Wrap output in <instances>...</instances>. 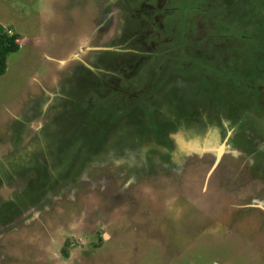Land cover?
<instances>
[{
	"label": "rangeland",
	"instance_id": "obj_1",
	"mask_svg": "<svg viewBox=\"0 0 264 264\" xmlns=\"http://www.w3.org/2000/svg\"><path fill=\"white\" fill-rule=\"evenodd\" d=\"M128 1L127 4V0H78V2L75 0L74 3L81 7H76L75 4L73 7L74 54L67 59L64 57L66 59L64 64L56 69L54 61L45 56L54 53L53 48L47 45V41L50 40V35L54 36L58 32L54 27H49L48 21H44V15L47 13L45 5L48 0H0V22L4 25L2 33H8V35L16 33L19 36L17 39L19 48L17 51L9 53L6 70L0 76V160L4 159L8 164L10 161L13 162L12 159H15L17 155L24 157L29 154L36 165L39 164L42 169L54 171L61 161V156L56 152V146H61L66 142L71 135L73 125L74 138L71 140L75 147L74 152L70 153L72 169L68 173L73 176L70 178H74V184L72 183L68 187L64 183L57 184L55 191H47V184L39 185L41 191H46V199L49 200L47 202L49 205L43 211L49 208H58L60 201L62 204L70 200V204H74V206H70L74 208V213L68 208L69 211H65L66 213L60 216L65 217L64 220H58L61 227L59 236L56 235V237L61 236V238L54 240L53 232L42 233L41 229L33 228L32 231L30 229L33 234L28 229H23L28 221L26 217H29V213L34 215V212L39 209H29L26 217L18 215L14 221L17 209L13 211L15 213L2 214L0 216V232L6 229V225L1 222L7 217L13 218L11 219L12 224L16 227L13 231L1 232L0 264H264V209L252 206L258 195H260L259 198L264 197V191L257 192V189L255 191V185L261 190H264V187L261 188L258 182L250 186L240 181L243 172L246 175L245 180H264L263 158L258 165L259 168L254 169L252 166L254 158L244 157L243 159L246 161L241 166L242 169L238 170L237 164L227 163L232 152V148L227 147L218 168L223 171L227 166L233 172L226 171L225 175H222L221 170L219 173L215 171L212 179L214 182H219L220 185L213 186L214 182L208 183L207 190L205 189L206 191L202 193L191 190V188L186 189L187 194L185 195H189L186 197L182 195V189L180 187L178 189L177 182L170 183L172 173H168V171H156L140 178L134 175V170H130L136 167L135 162L138 157L133 143L137 144L141 139L139 138L140 132L136 130L137 124L135 125L131 117L132 108L126 109L121 114L116 111L115 115H112L114 117L105 109L104 112L114 118L112 120L109 118L106 121V130H100L99 127L88 124L91 122L90 118L95 119L97 114H93L94 105L88 103L86 93L91 91L92 96V93L98 92L97 87L98 89L102 88L95 83L97 79L91 77L89 69L95 70L103 78L101 71L105 72V67L113 60L119 59L121 56L134 59L136 52L138 53L140 50L145 51L146 56L143 58L137 54L140 57L138 56L139 60L137 59L138 63L134 73H139L141 68H145L143 66L148 59V54L153 53V50H158L160 57L158 56L157 60L160 62V58L167 60V56L173 53L176 57L181 48L189 45L184 43L187 41V37L184 36V27L181 26L180 18L184 22L194 21L197 18L195 14L198 13L196 11L199 9L200 14L205 13V17L208 14L207 7L212 2V0H163V6H166L167 3L172 4V11L165 9L163 13L166 25L171 27L168 29L154 24V20L157 21L158 18L154 13L150 14V23H147L148 17L142 21L147 16L141 10L145 9L143 7L145 3L152 4L153 2L156 6L159 1L142 0L141 2L140 0V4H138L139 0ZM215 1L218 3V8L222 7L225 13L230 8L236 10L238 15L236 21L239 22H232L230 26L227 24L232 32L230 37L226 35L219 37L216 34L212 35L209 31V28L215 27L214 21L205 25L208 23V19L197 20V25H200L202 32L199 37L192 36L190 41L198 43L195 44L197 46L195 48L199 50L193 48L192 52L190 50H186L187 52L184 50V52L193 55L198 50L196 53L200 61H204L208 57L206 49L203 47L212 49L215 40L224 46L225 39H228L230 43L233 40L231 35L241 29L248 38L255 41L262 37L264 32V29H261L264 26V21H262V18L264 19V0H260L263 5L258 16L252 14L251 11L248 14L244 11L245 7L255 5V0ZM108 3L115 7L109 12L106 22L98 19L94 23L98 8H102L104 4ZM54 4L57 5L56 0ZM66 4L73 6V0H65L63 5ZM83 4L90 5L91 9L84 10ZM240 6H243L244 9H240L239 12L237 10ZM131 9L136 11L132 12ZM215 16L222 15L216 14ZM204 25L206 27L209 25V27L205 29ZM35 36L40 37V39L38 37L36 39L40 42L39 44H31L30 38ZM69 46L70 44L65 47ZM115 51L121 52L115 54ZM175 57L171 60H175ZM171 60L168 61L166 72L170 75L164 77V68L161 73L158 72L161 78L164 77L162 83L152 91L150 90L149 93H145L143 96L141 90L145 87L141 88L142 84L131 85V82L123 84L121 90L123 96H132V99H128L129 101L140 94L143 96V100L148 97L146 102L153 106L151 111L153 119L155 121L158 115L160 123H164L171 116L170 114H176L175 102L176 105L185 109L181 113L190 111L191 120L183 118L177 122V129H181L182 132H178L176 128H170L169 131L165 127L159 129V137L171 138L176 148L185 151V147L189 146V139L183 129L186 122L201 120V117L209 116L210 121L214 118V121L217 122L225 120L228 109L224 107L229 102H218L214 108L207 104L209 100H206L202 93L187 91L194 84L192 81L196 78L195 68L198 66L194 64L191 68L192 62L187 60L186 62L182 61L184 67L173 68ZM50 66L52 69L49 68ZM81 66L85 68L84 74L75 76V70ZM161 66L164 67V65ZM231 67L233 69V66ZM148 69L154 72V70ZM38 71L45 73L47 76L45 79L50 83L48 85H53L52 89L55 90L51 92V96L47 95L46 97L44 96L45 92L42 91L38 99L30 102L34 110H30L29 107L30 114L26 113L29 116L34 113L35 116L33 119L31 118L33 122H30V125L33 126L30 128L27 122L31 119L26 118L25 115V117L21 116L20 120H16L14 117L6 115L9 112L5 114L4 107L8 104L23 103L22 98L28 94V90L31 91L34 87L42 90ZM250 72L254 75L255 80L257 79L258 85L256 86L257 92H250L248 99L253 97L255 103L248 102L240 111L242 110L243 115L257 126V122L264 124V65L259 62V59L255 63L249 62L245 74ZM156 75L155 78H157ZM137 76V78L142 77L140 74ZM103 81L107 82L104 78ZM99 84L103 86V82H99ZM37 93L32 92L33 95ZM55 94H61L67 99L70 97L74 99V119L68 123L69 126L55 125L53 127L52 122H45L50 118L53 119L52 111L60 106L58 105L60 102L54 98ZM83 97L87 99L82 101ZM98 98H101L99 94ZM51 102H54V107H51ZM142 102L141 100L140 103ZM231 102L242 106L241 100ZM231 102L230 105H233ZM124 103L128 104L125 99ZM83 105L84 108H82ZM24 108L20 111H23ZM213 108L214 112L211 113ZM143 109L144 113L148 111L142 106L140 108L141 115ZM20 111L18 109L16 113L18 114ZM38 111L39 113H37ZM67 111L70 112L71 109L69 108ZM252 114L255 115L254 119L249 117ZM88 115L89 117H87ZM182 121L185 123L184 125H182ZM42 122L50 125L47 127L48 130L43 129L45 132L39 126ZM110 124L112 127L109 129ZM114 124L115 127H113ZM247 128L248 124L244 123L241 131ZM77 129L80 130L79 134H77ZM246 134H250L248 130L245 133L246 140L256 141L259 139L255 134L250 136H246ZM206 135H204L205 139L202 141L197 139L196 143L190 146L200 149L204 145H209ZM218 136L221 138L219 133ZM152 138L151 134H147L143 140L141 148L144 152L146 147L150 146L149 142ZM160 142L161 139L157 141L158 144ZM128 144H131L132 149ZM205 147L209 148V146ZM255 147L256 150H263L264 140H259ZM69 151H71L70 148ZM118 151L125 153L117 156L113 154ZM101 152L106 153L105 155L111 154L108 158L111 159L112 156L113 159L108 161L92 159ZM5 157H8L10 161L5 160ZM246 158L250 160L247 162ZM2 165L4 170V165ZM86 165L88 167L84 168ZM203 166L202 164V170L205 168ZM37 179H39V174L31 171L16 173L14 171L5 172V170L3 172L0 169V211L5 207L7 212H11L10 209H13L11 200L15 201L18 198L17 193L27 188V185L33 186ZM100 180L109 182V187L113 185L115 191L120 186L130 197L115 200L113 192L107 189L108 187L105 188L107 192L101 190ZM209 187H215L213 193L209 191ZM63 189L66 190L62 192ZM54 199L55 203L52 204ZM84 201L87 202L88 207H91L84 206ZM60 211L64 210L60 209ZM39 213L36 212L35 216L29 219L32 223L31 226L36 224L42 226L45 222L46 229L50 230L48 218L50 215L46 211L43 215H38ZM57 214L60 215L59 212ZM72 214L74 215L72 218H67ZM62 222L70 223L61 225ZM27 230L29 233L26 234ZM66 230L67 236L63 235ZM25 235L26 237H24ZM57 239L59 240L57 241ZM7 243H11L13 246L9 248ZM62 243L68 248L61 247ZM31 245L33 249L37 245L38 250L31 251L32 248L29 250ZM26 248L28 252L25 250ZM64 249L69 250L67 256L64 254ZM31 256L32 258H30Z\"/></svg>",
	"mask_w": 264,
	"mask_h": 264
},
{
	"label": "flooded vegetation",
	"instance_id": "obj_2",
	"mask_svg": "<svg viewBox=\"0 0 264 264\" xmlns=\"http://www.w3.org/2000/svg\"><path fill=\"white\" fill-rule=\"evenodd\" d=\"M76 1L78 2V0H76ZM157 1H159V4L156 6H154V4H151L148 2L145 3V5L143 7H145L146 10L145 9H141V10H143V12L145 14H147V16H145L142 21H144L148 17L147 23H150L151 22V20H150L151 15L150 14L154 13V15L158 16L157 21L154 20V24L159 25L160 27H163V28L164 27L168 28L170 26L166 25L164 15H163L164 10L166 9L162 5L163 0H157ZM128 3H129V1L127 0V4ZM74 4L76 5V7H81V5H78L76 3H74ZM124 4H126V3L124 2ZM83 5H82V7H83ZM114 7H113V4L108 3V4H104L102 8H98L99 9L98 14L94 17V23L98 19L104 20L106 22V18L109 17V12ZM134 9H131V11L132 12L136 11ZM131 17H134V16L131 15ZM126 21L127 20H125V23H127ZM159 44H158V46H159ZM151 48H152V44H151ZM120 52L121 51H115V54H119ZM122 54H124V53H122ZM137 54H140V56L143 58L146 56L145 51L140 50L138 53L136 52V56L134 59H133V57L121 56L119 59H115L109 65H107L105 67L106 71L105 72L101 71L103 74V78L105 80H107V82L103 81V78L100 77L98 72H96L95 70L89 69V71L92 74L91 77L92 78L94 77L97 79V80H95V83H97L100 87H102L99 89L97 87V91H98L97 93L99 94V96L101 98L92 97L91 91L86 93V96H87L88 101H89V102L88 101L87 102L94 105L93 114L94 113L97 114V117L95 119H92V117L90 116L91 122H89L88 124L95 126V127H99L100 130H103V129L106 130V127H107L106 121L109 118H111V120L114 119V118H112V117H114L112 115L116 111L118 112V114H121V113H124L126 111V109L132 108L131 117L133 119V122H135V125L137 124L136 130L140 132L139 138H141V139H139L141 143L140 142L137 144L133 143L134 148L137 151L135 153H137V155H138L137 160L135 162L136 167L130 169V170H134V175H136L137 177H140V178H144L146 175L153 174L156 171H168V173H172V179H171L170 183L174 184L172 181L177 182L178 183V189L180 187V189H182V191H183V194L179 190H177V191H179V193L182 194L183 196L188 197L189 195H185V194H187V192L185 191L186 189L191 188V190H196L198 192L200 191L202 193V192L207 190V188L205 187L207 180H208V183L214 182V180L212 179L213 178L212 175L215 173V171H218V173L220 172L219 170L222 171V169L218 168V165L220 164V162L223 159L224 152L222 154V158H221L220 162H218L219 164L217 163L218 165L216 166L214 171L212 170V168L214 167L216 160H217L218 151L222 146H223V148H222L223 151L227 147L232 148V152L230 154L231 158H229V160H227V163L231 162L232 164L233 163L237 164L238 170L242 169L241 166L246 161L243 158L244 157H250V156L252 158H254V162L253 163L251 162L252 166H254V169L259 168L258 165H259L261 159L263 158V160H264V149L261 151L256 150L257 148L255 146L257 145V142L259 140H264V124L261 122L260 123L257 122V126H256L254 123H251L248 120V118L243 115L242 110L240 111L241 108H235V109H231V110L228 109L227 118H225V120H221L219 122L214 121L215 118L210 121V119H209L210 116L209 117H201L202 118L201 120L198 119L197 121L192 120V122H186L187 124H185L182 121L181 122L182 125L185 124L183 126L185 135H187V137L189 139V141H188L189 146L185 147L186 152L181 151L178 148H176L171 138L169 139L166 137H159V134H160L159 129H161V127H165L167 131H169L170 128H172V129L176 128L177 129L178 128L177 122L179 121V119H182V120H183V118L190 119V117H189L190 111L181 113V111H183L185 109H183V107L181 108L178 105H176V102H175L174 110L176 111V114L175 115L170 114L171 116L164 123H162V122L160 123L158 121V115L156 116V119L154 121V119H153L154 116H152V112H151V110L153 108H151L150 111L149 110L146 111L145 113H144V109H143V113L141 115L142 111L140 110V108L142 106H144L147 109L146 104H148L146 102V99L148 97L143 100V96L145 95V93H149L150 90L152 91L155 87H158L159 84L162 83V79L164 77H166L167 75H170V74H166L168 67H167V69H165L163 66H160V61L157 60V57L159 56L158 50H153V53L148 54V59L146 60L144 66H143L145 68H143V69L141 68L139 73L136 72L137 75L140 74L143 77V79H144V76H147L146 80H144L145 84L141 83L142 85L140 86L141 88L145 87V88H142V90H141V94L143 96L140 94L139 96H136V98L133 99L134 102L132 100L128 104L124 103V98H126V97L123 96V91L121 90V86L123 84H129L128 82H131V85H135V83H137V80H138V82L140 80H142V77L137 78L138 76L136 75V73H134V70L136 68V64L138 63V60H139L138 59L139 55H137ZM173 55L174 54L167 56V60L163 59V58H160V59H163V62H165V61L168 62L169 60H171L173 58L172 57ZM168 64H169V62H168ZM154 65L159 67L158 69L161 68V70H157V69L153 68ZM97 66H99V65H97ZM148 68H150V69L153 68L152 70H154V72H151ZM163 68H164L165 72L163 73L164 77L161 78V75L159 73H161V71H163ZM84 72H85V68L81 66L80 68H77L75 70L74 75L80 76V75H83ZM155 72L156 73L159 72V73L156 75ZM155 75H156L157 80L159 82L150 81L152 78L155 77ZM99 82H103V86L101 84H99ZM104 92L108 93V94L103 96V94H105ZM54 98L58 102H60L58 104L60 106L54 111L48 109L49 111L53 112V119L50 118V120H46L45 122H52L51 124H54L53 127H55V125L69 126L68 123L70 121H72V119H74V114H73V112H74V99L71 97H70V99L64 98V97H62L61 94H55ZM87 98L83 97L82 101L86 100ZM139 99H141L143 102L140 103L141 100L138 101ZM85 102H84V104H86ZM138 104H139L140 108H139ZM54 105H55L54 102H51V107H54ZM210 106H214V108H215V104L210 105ZM76 107H78V106H76ZM84 107L85 106L83 105L82 108H84ZM69 108L71 109L70 112L67 111ZM214 108L211 109V113L214 112ZM105 109L108 110V112L111 114L112 117H109L107 115V113L104 112ZM133 109H134V111H133ZM137 114H139L140 116H138ZM216 114H218V113H216ZM211 115H213V114H211ZM87 117H89V115ZM218 118H220L219 114H218ZM27 123H29V127L32 128V125H30V121ZM244 123L248 124V128L244 131H241V128L244 125ZM258 124H259V126H258ZM49 126L50 125L43 124V122H42L40 128L42 131H44V130H48L47 127H49ZM110 127H112V124H110L109 129H110ZM113 127H115V124ZM247 130L249 131L250 134H246V136H250L251 134H255V136L259 139H257L256 141L250 140V139L246 140L245 133ZM79 131L77 129V132H78L77 134H79ZM213 131H214V133H213ZM178 132H182V130L180 129V130H178ZM218 133L220 134L221 138H219ZM70 134H69L70 136L68 137V139L66 140V142L63 145H61V146L57 145L56 146V149H57L56 152H58L59 155L61 156V161L59 162V164H57L54 171L42 169L41 166L38 164L39 161L37 163L39 165V167H38V165H36L34 163V161H33L34 159L32 160V158L29 156V154H28V156H24V157H20V155H17L15 157V159L14 158L12 159L13 162H11L10 159H8V157H5V160L7 159L8 161H10V163H8V164L5 163L4 159L0 160V169L3 172H4V170H5V172L14 171L16 173H23V172L31 171V172L39 174V179H37V181L34 182L33 186L27 185V188H25L24 190L17 193L18 198L15 201L11 200V204L13 203L12 204L13 209H10L11 212H7L8 210L6 211L7 208H5V207H3L2 211H0V216H2V214L15 213L13 211H15V209H17V212L15 213L16 215L14 216L15 217L14 219L12 217H10V219H9V217H7V218H5V220L3 222H1L3 225H6V229L2 230L1 232L13 231V229L16 226H14L12 224L11 219H13V221L16 220L18 215H24V217H26L29 209H31V210H35V209L38 210L39 209L36 212L41 213L43 211V209L47 205H49V204H47V202L49 200L47 201V199H46V196H47L45 194L46 191H41L39 189V185L47 184L48 185L47 191H55V187L57 184L60 185L61 183H64L67 187L69 185H71L72 183L74 184V178H70L73 176L71 174L70 175L68 174L70 172V170L72 169V167H71L72 158H71L70 153H73L74 148H75L74 142H73V140H71L72 138H74V125H73L72 131L70 132ZM147 134H151L153 138L149 142L150 146L146 147V150L144 152V150L141 148V144H142V142L145 139ZM204 135L208 136L209 145H204L200 149L190 146V145L195 144L197 139L200 141L205 139ZM159 139H161V142L159 143L160 145L157 143V141ZM219 139H221V141H219ZM70 140H71V142L68 143ZM126 141H129V140H126ZM128 145L132 149L131 144H128ZM205 146H209V148L205 147ZM69 148L71 149V151H69ZM124 153H125L124 151H122V152L118 151L117 153L113 152V154H115L116 156L117 155H123ZM105 154L106 153L101 152L100 154L94 156L92 159L95 161H99L100 159H105L106 161L113 159L112 156H111V159L108 158V156H110L111 154H108V155H105ZM236 156H239V157L235 158ZM235 159H237V160H235ZM246 159H247V162H248V160H250L248 158H246ZM26 160H28V161H26ZM251 163H249V164L251 165ZM202 164L205 166V168L203 170H202ZM1 165L4 167V170L1 167ZM186 166H187V168H186ZM87 167H88V165H86L84 168H87ZM200 168H201V170H200ZM226 171H228V173L233 172L232 169L229 170L228 167L226 166V170L223 169L222 175H225ZM240 178H241L240 181H243L244 183H246V185L248 184L251 186V185H255L258 182V184L261 186V188L264 187V180L263 179H262V181L258 180V179L257 180H253V179L245 180L246 175L244 174V172H243V174H241ZM70 179H71V181H70ZM214 184L215 185H213V186L220 185L219 182H214ZM99 185L102 187L101 190H104L105 192H107V190H105V188L108 187L107 189H110L113 192L112 194H113L115 200L117 198L122 199V198H125L127 196L130 197L128 194H126L124 192V189L121 188L120 186L117 187V191L114 190L113 185L109 187V182H107L106 180H103V181L100 180ZM256 187L257 186L255 185V191H256V189H257V192L258 191H262V192L264 191V190H261L260 188H258V187L256 188ZM73 188H74V186H73ZM209 188H210L209 191L213 193V191L215 190V187H209ZM64 190H66V189H63L62 192ZM71 191L73 192V190H71ZM56 194H57V192H56ZM72 196L74 197V193L72 194ZM259 196L260 195H258V198H256V201L261 202L263 206L257 205V207H261L262 209H264V199H263L264 197L259 198ZM54 203H55V199L52 202V204H54ZM70 203H71L70 200L67 202H63L62 204L60 201L58 203L59 204L58 208H56V209L49 208L47 211L45 210L50 215L48 217L50 220V226H49L50 230L46 229V227H45L46 223L45 222L42 226L40 224L34 225L35 227L31 226L32 223H30L29 219L32 218L33 216H35L36 212H34V215H33V213H29V217L28 216L26 217L27 218L26 220H28V221H26V226L23 229H28L29 231H30V229L32 231L33 228H35L37 230L41 229L42 233H48L49 234V232H53L54 240H55V238H61V236L56 237V235L59 236L58 234L60 233V227H61V226H59L60 223L58 220H62L63 218H65V217H60V216L61 215L63 216V214L66 213L65 211H69V209L72 210V212L74 213V211H73L74 208L70 207V206H74V204H70ZM83 205L88 207L87 202H85V201L83 202ZM89 207H91V206H89ZM60 209H63L64 211H60ZM58 212L60 213V215L57 214ZM17 213H19V214H17ZM72 216H74V215L73 214L69 215V216H67V218L70 219V218H72ZM69 223L70 222H66V223L62 222L61 225H64V224L68 225ZM28 230H27L26 234L29 233ZM67 230H68V228H67ZM67 230L63 233V235L67 236L66 235ZM1 232H0V237H2ZM24 237H26V235ZM58 240L59 239H57V241ZM7 245L9 248H10V246H13L11 243H7ZM63 246L68 248L66 245H64L62 243L61 247H63ZM32 247L33 246L31 245L28 249L30 250ZM36 247H37V245L35 246L34 249L32 248L31 251H34L35 249L38 250V248H36ZM28 249L26 248L25 250L28 252ZM2 250H6V249H2ZM30 258H32V256Z\"/></svg>",
	"mask_w": 264,
	"mask_h": 264
},
{
	"label": "trees",
	"instance_id": "obj_3",
	"mask_svg": "<svg viewBox=\"0 0 264 264\" xmlns=\"http://www.w3.org/2000/svg\"><path fill=\"white\" fill-rule=\"evenodd\" d=\"M138 4H140V0L138 1ZM217 4L218 3L215 0H212V2H210L206 11L208 14H206L205 17H204L205 13L200 14V9H199L196 11L199 14L198 13L195 14L197 18H195L194 21L188 20V22H184V20L180 18L181 20L180 22H182L181 26L184 27V36L187 37V41L184 43H188L189 45L188 46L185 45L183 48H181L177 52L178 55L176 57L175 54L173 53L174 55L172 57L173 58L175 57V60H171L170 62H172L173 68L184 67L182 66V61L186 62L187 60L192 62L191 65L192 68L194 64L198 66L197 68H195L196 78L195 80L192 81L194 82V84L187 91L202 93V95H204L203 97H206L205 99L209 100L207 104L213 105L221 101H226L229 102L224 107L226 109L243 108L250 101L252 104L255 103L253 97L248 99V95L250 92H257L256 89V86L258 85L257 79L255 80V77L254 75H252V72H250L249 74H245V71L248 68L249 62L255 63L257 59H259V62L264 65V32H263V36L255 41L254 39L251 40L250 37L248 38V36L245 35V32L241 31V29L239 32H234L231 35L233 40L230 43L228 39H225L226 42H224V46L223 45L221 46L218 42H216L218 40H215L213 42L212 49L203 47L206 49L208 57L205 58L206 60L200 61L196 53L199 49L195 48L197 47L195 44L198 43H193L190 41V38L192 36L199 37V34L202 32L200 25H197L198 24L197 20H199L200 18H203V20L208 19L209 21L208 23H205V25L214 21L215 27L209 28V31L212 35L216 34L219 35V37H222L224 35L230 37V33L232 32L229 30L227 24L230 26V23L232 22H239L236 21L238 20V15L236 14V10L234 11L232 10V8H230V10L225 13L222 7L218 8ZM171 5H172L171 3H167V5L164 7L172 11ZM262 5L263 4L261 3L260 0H255V5L250 7H245V9L243 8V6H240L237 11L240 12V9H244V11H246V14L250 13L251 11L252 14L254 13L256 16H258L259 15L258 12ZM216 14H220L222 16H215ZM195 15L192 16L194 17ZM262 21H264L263 18ZM205 25L204 27L205 29H207L209 25L207 27ZM168 29H171V27H168ZM261 29H264V26ZM18 37L19 36L16 33L12 35H8V33L0 34V76L6 70L9 53L17 51L19 48V44L17 43ZM193 48L198 49L196 52L194 51L195 53L193 55L184 52V50L185 51L190 50V52H192ZM258 55L260 57H257ZM204 56L206 55L204 54ZM176 61L178 62L176 63ZM161 65H164V68L167 69L169 64L164 63L163 59H161L160 66ZM251 65H256V64H251ZM231 66H233V69ZM158 68L159 67L155 66V69L161 70V68L160 69ZM146 78L147 76H144V80H146ZM144 80L143 78L139 82L137 80V83H135V85L144 83ZM150 81L159 82L155 77L152 78ZM92 96L94 98L95 97L98 98V94L96 92L92 93ZM129 98L132 99V96L128 95L126 96V98H124L127 103L131 102L128 100ZM236 100H241L242 106L235 105V103L231 102ZM230 102L233 105H230ZM146 106L149 111L153 107L149 103L146 104ZM249 117L254 119L255 115L252 114V116ZM63 251L64 254L67 256L69 250L64 249Z\"/></svg>",
	"mask_w": 264,
	"mask_h": 264
},
{
	"label": "crops",
	"instance_id": "obj_4",
	"mask_svg": "<svg viewBox=\"0 0 264 264\" xmlns=\"http://www.w3.org/2000/svg\"><path fill=\"white\" fill-rule=\"evenodd\" d=\"M54 1L55 0H48L47 5H45V8H47L46 12L49 13V15H47V13H46V15H44V18H45L44 21L45 22L48 21V24L50 25L49 27H54L55 30L58 32H56V34H54V36L50 35V40L47 41V43H48L47 45L51 46L53 48L54 53L53 54L49 53L45 56L47 58H49L51 61H54V65H55L56 69H58L62 64H64V62L67 58H70V55L74 54V52H73L74 51L73 50L74 49V8H73L74 7V0H73V6L70 4L63 5V2L65 0H56L57 5L54 4ZM83 7H84V10H87V11H89V9H91L90 5L88 6L87 4H84ZM42 18H43V16H42ZM40 27L42 28V25ZM37 37L40 39L39 36H35L32 39L30 38V40H32L31 44H39L40 43L38 40H36V39H38ZM69 44H70L69 47H65ZM64 57H66V59H64ZM51 61H50V63H52ZM67 61H69V60H67ZM49 68H51V66ZM38 75H40V77H41L39 80L41 82L42 90L40 88L38 89L37 87H34L33 90H31V91L28 90V94H26L25 97L22 98V101L24 100L23 103L20 102L16 105H15V103L13 105H11V104L5 105V107H4V109H6V110H4L5 114L9 112V114H6V115L12 116L16 120H20V117L21 116L25 117V115H26V118H29V119H31V118L33 119L35 117L34 113H32L31 116H29L30 110L31 109L34 110L32 108V106L30 105V102L34 99H38L41 96L42 91L45 92L44 96L46 97L47 95L51 96L52 95L51 92L53 90H55V89H52L53 85L52 86L48 85L50 83L45 79L47 77V76H45V73L38 71ZM46 75H47V72H46ZM52 79H50V80H52ZM41 80H44V81L42 82ZM33 91H35L36 93L38 92V93L36 95H33L32 94ZM40 91H41V93H39ZM57 91H60V90H57ZM24 98H27V99H24ZM23 107H25L26 109L24 108L23 111H20ZM28 108L30 110H28ZM18 109L20 112L17 114L16 112ZM38 109H40V108H38ZM26 112L29 114H27ZM37 113H39V111ZM32 119L30 120L31 123L33 122ZM39 126H41V124ZM257 205L263 206L262 203L258 202V201H255L252 204V206H254V207Z\"/></svg>",
	"mask_w": 264,
	"mask_h": 264
},
{
	"label": "water",
	"instance_id": "obj_5",
	"mask_svg": "<svg viewBox=\"0 0 264 264\" xmlns=\"http://www.w3.org/2000/svg\"><path fill=\"white\" fill-rule=\"evenodd\" d=\"M4 31V25H2V23L0 22V34ZM223 146L219 149L218 151V154H217V160H216V163L214 165V167L212 168V170L214 171V169L216 168V166L219 164L218 162H220L221 158H222V154H223ZM218 163V164H217ZM208 184V180H207V183L206 185ZM205 185V187H206ZM48 210V209H47ZM46 210V211H47ZM45 213V211H42L41 213H39V215H43Z\"/></svg>",
	"mask_w": 264,
	"mask_h": 264
}]
</instances>
